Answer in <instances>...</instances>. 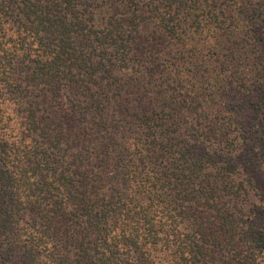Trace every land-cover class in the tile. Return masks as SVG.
Here are the masks:
<instances>
[{"label": "trees", "instance_id": "obj_1", "mask_svg": "<svg viewBox=\"0 0 264 264\" xmlns=\"http://www.w3.org/2000/svg\"><path fill=\"white\" fill-rule=\"evenodd\" d=\"M0 264H264V0H0Z\"/></svg>", "mask_w": 264, "mask_h": 264}]
</instances>
